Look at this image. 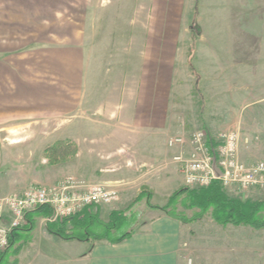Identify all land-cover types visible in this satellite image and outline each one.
Wrapping results in <instances>:
<instances>
[{"label":"rangeland","instance_id":"374dc122","mask_svg":"<svg viewBox=\"0 0 264 264\" xmlns=\"http://www.w3.org/2000/svg\"><path fill=\"white\" fill-rule=\"evenodd\" d=\"M195 6L196 0H0V25H10L0 27V44L14 48L0 53V63L8 70L0 66V196L34 185L41 173L37 163L47 158V149L60 137L70 133L69 107L64 101L69 95L68 62L61 66L48 62L45 52L49 49L44 46L61 45L69 51L71 41L49 39L54 32L61 37L78 33L77 42L87 44L86 62L94 71H86L85 84L87 78L90 84H117L122 77L117 65L129 62L118 59L119 54L130 57L126 53L131 47L126 49L123 39L148 31L149 20L155 31L163 30L166 23L172 25L183 48L179 58L185 60H179L175 68L171 110L176 120L171 136L190 137L205 126L216 139L221 133L237 131L239 154L263 161L264 0H199L200 28L192 25ZM39 39L47 41L39 45ZM192 48L202 95L188 62ZM41 105L48 106L50 113H41ZM78 115L79 135L92 136L93 124L86 123L85 112ZM99 116L108 119L106 114ZM228 192L264 198L259 190ZM162 202L159 197L153 200L157 205ZM141 210L143 218L149 211L145 205ZM191 224L194 248H198L186 256L192 264H264V230L242 227L231 232L235 227L215 225L207 216ZM36 235L41 246L40 228ZM30 255L25 250L20 262L27 264Z\"/></svg>","mask_w":264,"mask_h":264},{"label":"crops","instance_id":"0c3cea01","mask_svg":"<svg viewBox=\"0 0 264 264\" xmlns=\"http://www.w3.org/2000/svg\"><path fill=\"white\" fill-rule=\"evenodd\" d=\"M53 12L57 15L58 11L54 8ZM151 24L149 20L148 31L140 32L141 37L134 35L132 39H123V43H127L126 49L131 47L126 53L130 57L122 58L119 54L118 59L129 62L117 65V70L122 71L117 84H90L89 78L88 83L83 82V76L94 70L86 62L87 44L83 46L77 42L78 33L73 37H61L58 32L49 35V39L58 43L70 39L69 51H63L66 47L61 45L44 46L49 49L45 52L48 62L59 66L66 64L61 62H68L69 95L64 101L69 107L71 127L69 135L59 140L69 139L77 145L78 152L55 164L44 157L40 164L37 163L41 173L33 184L53 188L72 177L84 186L101 184L116 190V200L100 205V216L104 221L109 220L112 211L128 207L143 188L153 193L152 202L159 197L164 199L160 205H164L176 190L184 187L183 176L175 160L179 149L169 145L176 120L171 110L174 74L179 60H185L181 56L179 58L183 48L180 39L174 37L172 25L166 23L163 30L155 31ZM0 27L9 28L10 25ZM5 37L11 38L9 35ZM46 41L39 39L37 43L41 45ZM11 50L14 48L0 44V53L8 54ZM0 66L6 69V64L0 63ZM45 106H40L41 113H50ZM90 111L93 116H90ZM80 112H85L86 123L94 126L92 136L89 133L86 138L79 135ZM100 113L106 114L108 119L99 118ZM102 121L104 124L100 125ZM105 124H108L107 130ZM239 155L246 163L259 161L257 156ZM262 156L264 158V152ZM147 209L149 212H145L137 232L117 244L107 240H64L50 234L46 229V218L37 216L33 247L26 246L31 248L25 247L20 255L30 250L27 264H189L186 256L198 249L194 248L189 227L192 224L174 220L162 211ZM207 217L212 219L210 214ZM38 228L42 232L41 246L36 235ZM241 228L229 230L236 232ZM19 264L24 263L21 261Z\"/></svg>","mask_w":264,"mask_h":264},{"label":"trees","instance_id":"16d2710c","mask_svg":"<svg viewBox=\"0 0 264 264\" xmlns=\"http://www.w3.org/2000/svg\"><path fill=\"white\" fill-rule=\"evenodd\" d=\"M198 13L199 0H196L192 25L200 28L197 22ZM194 56L192 48L188 62L196 77L195 88L202 95L201 76L194 65ZM205 130L208 133L207 146L214 153L220 143L207 126ZM77 152L78 147L75 143L59 140L47 149V158L50 163L55 164L67 160ZM152 199L153 193L143 188L128 207L112 211L108 221L101 218L100 205H88L82 211L59 221H50L54 216L50 206H39L27 213V225L16 228L11 233L8 249L0 254V264H19L22 250L33 242L37 216L46 218V229L50 234L64 240H107L113 244L130 239L137 232L142 222V205L162 211L165 216L185 224L197 222L210 214L215 223L223 227H251L254 230H264V198L232 195L219 179L204 187L184 186L176 190L164 205L154 204Z\"/></svg>","mask_w":264,"mask_h":264},{"label":"built area","instance_id":"2783aa9c","mask_svg":"<svg viewBox=\"0 0 264 264\" xmlns=\"http://www.w3.org/2000/svg\"><path fill=\"white\" fill-rule=\"evenodd\" d=\"M205 129L190 137L176 135L169 145L179 149L175 160L183 176L184 186L204 187L221 180L226 190L235 193L259 190L264 192V160L246 163L241 160L240 135L237 131L221 133L220 144L212 153L207 146ZM217 170L221 175H217ZM118 197V192L104 185H83L70 177L56 187L31 185L23 193L0 197V254L10 245L14 229L28 224L27 213L48 205L54 211L50 221H59L82 211L88 205H103ZM192 264V261H189Z\"/></svg>","mask_w":264,"mask_h":264},{"label":"water","instance_id":"95a60500","mask_svg":"<svg viewBox=\"0 0 264 264\" xmlns=\"http://www.w3.org/2000/svg\"><path fill=\"white\" fill-rule=\"evenodd\" d=\"M217 175H218V176L221 175V172H220L219 170H217Z\"/></svg>","mask_w":264,"mask_h":264}]
</instances>
